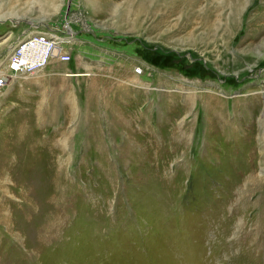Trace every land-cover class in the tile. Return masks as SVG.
<instances>
[{"label": "rangeland", "instance_id": "1", "mask_svg": "<svg viewBox=\"0 0 264 264\" xmlns=\"http://www.w3.org/2000/svg\"><path fill=\"white\" fill-rule=\"evenodd\" d=\"M48 26L73 60L0 91V264H264V0H0V73Z\"/></svg>", "mask_w": 264, "mask_h": 264}, {"label": "built area", "instance_id": "2", "mask_svg": "<svg viewBox=\"0 0 264 264\" xmlns=\"http://www.w3.org/2000/svg\"><path fill=\"white\" fill-rule=\"evenodd\" d=\"M61 36L59 30L52 26L42 30H32L22 35L6 56V68L10 73L0 74V90L7 86L9 75L33 74L47 68L52 63L55 51L59 48H63V51L59 53L58 59L70 63L73 60L71 44L67 40L62 41ZM58 44L62 46L57 48ZM140 69L137 67L136 71L140 72Z\"/></svg>", "mask_w": 264, "mask_h": 264}, {"label": "bare ground", "instance_id": "3", "mask_svg": "<svg viewBox=\"0 0 264 264\" xmlns=\"http://www.w3.org/2000/svg\"><path fill=\"white\" fill-rule=\"evenodd\" d=\"M62 37H63V36H62ZM62 37H61V40H62V41H66V38H62ZM59 39H60V36H59ZM70 40H71V39H70ZM59 45H61V44H58V46H59ZM58 46H57V47H58ZM2 74H3V73H2ZM15 76H16V75H15ZM209 99H210V98H209ZM207 103L209 104V102H207ZM64 144H65V143H64ZM63 167H64V166H61L62 169H63ZM62 169H61V171H62ZM61 171H60V172H61ZM3 172H4V171H3ZM27 174L30 175V176H33L32 172H31V169H30V170H27ZM27 174H25V175H27ZM29 180H30V178H29L28 180H26V181H23V180H22V182H21V184L24 185V189H25V190H24V189H23V190H24L25 193L29 192V190H30V189L32 188V186H33L32 183H31ZM7 187H8V186H7ZM25 196H26V195H25ZM3 208H4V204H1V209H3ZM4 211H5V210H4ZM2 215H3V214H2ZM0 216H1V214H0ZM7 220H8L7 216H5L4 218H3L2 216L0 217V222H1V221H3V222H7ZM49 224H50V223H49ZM49 224H48V225H49ZM46 226H47V225H45V227H46ZM9 229H10V228H9ZM3 239H4V238L1 237V238H0V241H4ZM17 240H19V239L17 238ZM1 252H2V251H0V253H1ZM3 253H4V252H3ZM4 256H5V255H3V254H2V256H0V260H1V261H3L2 259H5ZM7 256H8V255H7ZM2 264H3V263H2Z\"/></svg>", "mask_w": 264, "mask_h": 264}, {"label": "crops", "instance_id": "4", "mask_svg": "<svg viewBox=\"0 0 264 264\" xmlns=\"http://www.w3.org/2000/svg\"><path fill=\"white\" fill-rule=\"evenodd\" d=\"M66 38H68V39H72V41L74 40V35H71L70 37L69 36H67ZM72 41H70V42H72ZM60 46V45H59ZM58 48V47H57ZM5 63V60H3V61H1V64L3 65ZM54 71V70H53ZM57 73H59V72H57V71H54V74H57ZM0 74H2V73H0ZM80 75H83V73L82 74H80ZM86 81H87V83H89V84H92V83H95V81L92 79H86ZM38 82H39V80H38ZM88 84V85H89ZM3 89H5V87L3 88ZM3 89L2 90H0L1 92L3 91ZM87 90H88V88H87Z\"/></svg>", "mask_w": 264, "mask_h": 264}]
</instances>
